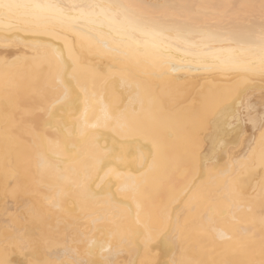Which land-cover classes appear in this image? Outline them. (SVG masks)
Returning a JSON list of instances; mask_svg holds the SVG:
<instances>
[{"label": "bare ground", "instance_id": "bare-ground-1", "mask_svg": "<svg viewBox=\"0 0 264 264\" xmlns=\"http://www.w3.org/2000/svg\"><path fill=\"white\" fill-rule=\"evenodd\" d=\"M91 2L143 34L0 18V264H264V0Z\"/></svg>", "mask_w": 264, "mask_h": 264}, {"label": "snow or ice", "instance_id": "snow-or-ice-1", "mask_svg": "<svg viewBox=\"0 0 264 264\" xmlns=\"http://www.w3.org/2000/svg\"><path fill=\"white\" fill-rule=\"evenodd\" d=\"M121 7L123 6L94 3L91 2V0H82L80 3H73L70 5L60 2V0H51V2H33L27 4L19 3L17 0H0V18L8 20L10 23L6 25V27H11L13 26L11 23L13 21L17 24L24 23L40 25L56 22L62 25H69L73 21L83 18H89L91 22H95L92 18L104 16L105 19L110 21V23H118L120 25L118 30L127 33L129 36L134 35L136 32L143 34L144 29L142 27L139 25L133 26L130 21L125 23L127 18L122 14L115 12L116 9ZM73 10H78L79 16H72ZM109 12L113 13V15L108 16L107 13ZM257 39L259 41V69L260 74L264 76V27L261 28ZM117 42L120 44H127L128 39L121 38ZM102 46L104 48L109 47L107 42H104ZM178 50L182 52L187 51L186 49ZM164 58L171 61L172 56L169 52H165ZM168 66L172 72L185 70L176 67L173 63H169ZM60 83H63V81H60ZM237 121L250 123L254 128L258 126L261 131L262 138H264V110L256 112L254 105L249 103L248 105L243 106V111L239 115L233 116V121L231 123H226L218 129V134L221 137V148L227 147V137L236 129ZM64 257H70L71 264H115L114 259L105 257L103 254H101L99 259L94 258L91 261H82L77 259L71 250H65L63 253H54L52 259L55 260L57 264H63Z\"/></svg>", "mask_w": 264, "mask_h": 264}]
</instances>
